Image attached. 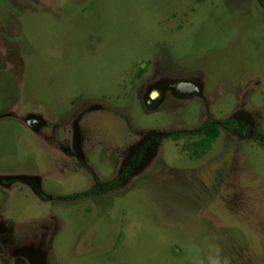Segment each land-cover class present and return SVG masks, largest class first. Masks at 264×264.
Listing matches in <instances>:
<instances>
[{
	"label": "rangeland",
	"instance_id": "obj_1",
	"mask_svg": "<svg viewBox=\"0 0 264 264\" xmlns=\"http://www.w3.org/2000/svg\"><path fill=\"white\" fill-rule=\"evenodd\" d=\"M208 114L202 156L159 139ZM253 124L255 0H0V264H264Z\"/></svg>",
	"mask_w": 264,
	"mask_h": 264
},
{
	"label": "trees",
	"instance_id": "obj_2",
	"mask_svg": "<svg viewBox=\"0 0 264 264\" xmlns=\"http://www.w3.org/2000/svg\"><path fill=\"white\" fill-rule=\"evenodd\" d=\"M255 1L264 11V0ZM236 125L237 120L234 117L229 116L219 119L208 114L195 127H179L169 129L162 132L159 135V139H171L173 141H179L180 139H183L182 147L184 150H187L188 156L190 158H198L211 148L212 143L220 135L221 130H226L229 133L235 134ZM250 136L252 140L264 143V132L254 124L251 126ZM142 151V148L138 150V157L141 156ZM126 175V168L123 167L114 175L111 180L103 183V189H115L117 186H119L120 179ZM95 178L97 179L96 176ZM92 190L93 188L87 192L78 191L75 193H69L64 195L63 198L66 200L79 198Z\"/></svg>",
	"mask_w": 264,
	"mask_h": 264
},
{
	"label": "water",
	"instance_id": "obj_3",
	"mask_svg": "<svg viewBox=\"0 0 264 264\" xmlns=\"http://www.w3.org/2000/svg\"><path fill=\"white\" fill-rule=\"evenodd\" d=\"M155 95H156V92H153V93H152V97H154Z\"/></svg>",
	"mask_w": 264,
	"mask_h": 264
},
{
	"label": "flooded vegetation",
	"instance_id": "obj_4",
	"mask_svg": "<svg viewBox=\"0 0 264 264\" xmlns=\"http://www.w3.org/2000/svg\"><path fill=\"white\" fill-rule=\"evenodd\" d=\"M122 168H123V167H122ZM122 168H121V169H122ZM121 169H120V170H121ZM118 172H119V171H118ZM94 178H95V176H94ZM120 180H121V179H120ZM108 181H109V180H108ZM119 182H120V181H119ZM102 188H103V186H102ZM108 189H109V188H108ZM108 189H106V190H108Z\"/></svg>",
	"mask_w": 264,
	"mask_h": 264
}]
</instances>
